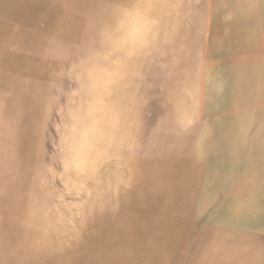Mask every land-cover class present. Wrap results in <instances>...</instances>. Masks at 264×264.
I'll return each mask as SVG.
<instances>
[{
	"label": "bare ground",
	"instance_id": "6f19581e",
	"mask_svg": "<svg viewBox=\"0 0 264 264\" xmlns=\"http://www.w3.org/2000/svg\"><path fill=\"white\" fill-rule=\"evenodd\" d=\"M260 185L264 0H0V264H264Z\"/></svg>",
	"mask_w": 264,
	"mask_h": 264
},
{
	"label": "rangeland",
	"instance_id": "374dc122",
	"mask_svg": "<svg viewBox=\"0 0 264 264\" xmlns=\"http://www.w3.org/2000/svg\"><path fill=\"white\" fill-rule=\"evenodd\" d=\"M228 127L223 126V129H227ZM53 132H50V136H53ZM54 139H52L51 143L48 142L49 145V149H50V157L53 155V157L55 158L54 161L51 162V160H49V167L53 169V171H55L57 173V181L56 182H47V189L46 192L47 194L50 196V198L48 199V203L50 202V210L51 213H54L57 217L54 218L53 221H71L70 217H68V215L65 213L66 208L69 207L70 205V200L67 197V192L65 190V187L63 185L62 179H63V175H64V171L61 167V163L59 161L56 160V150L58 149L57 144H55V142H53ZM51 177L49 176V179ZM51 180V179H50ZM262 187H264V185H260ZM257 219V218H256ZM258 221V220H257ZM259 221H264V217L263 219H259ZM208 226H214L212 225H208ZM225 227V226H223ZM200 229V227H193L192 233H191V238H195L196 237V230ZM248 228L255 230V228L248 226ZM227 230L230 231H234L235 228L234 226H229V228H225ZM112 235V239H116V236L113 234ZM109 237V236H108Z\"/></svg>",
	"mask_w": 264,
	"mask_h": 264
}]
</instances>
